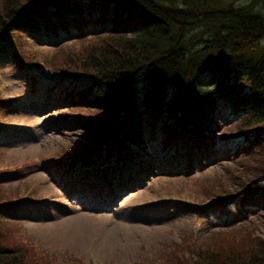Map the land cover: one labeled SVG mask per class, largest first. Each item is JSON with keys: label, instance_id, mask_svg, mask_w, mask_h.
I'll return each instance as SVG.
<instances>
[{"label": "trees", "instance_id": "trees-1", "mask_svg": "<svg viewBox=\"0 0 264 264\" xmlns=\"http://www.w3.org/2000/svg\"><path fill=\"white\" fill-rule=\"evenodd\" d=\"M237 1L0 0V42L17 45L14 64L22 69L31 64L18 45L23 40L18 36L27 28H65L71 23L97 21L115 24L114 29H102L89 38L107 37L102 43L71 59L57 55V64L51 63L62 75L84 83L79 99L71 103L82 109L80 116L94 138L88 142V150H79L74 156L92 153L108 141L105 132L114 118L133 141L141 138L145 123L169 140L213 139L205 132L215 122L221 103L243 115L232 135L247 137L250 144H263L264 0ZM95 12L100 13L98 17ZM139 26L142 30L132 35L126 31ZM3 103L1 98L0 109ZM113 143L128 147L123 140ZM256 179L261 185L252 194H246L249 184L237 193L246 195V205L251 200L264 204V173L250 181ZM245 228L217 231L225 238L192 239L189 235L183 242L171 244L177 247L171 253L173 258L163 254L155 264H264V237ZM237 230L244 233L237 238L230 235ZM34 262L86 264L77 255L57 260L37 251L31 242L23 246L0 228V264H37Z\"/></svg>", "mask_w": 264, "mask_h": 264}, {"label": "rangeland", "instance_id": "rangeland-1", "mask_svg": "<svg viewBox=\"0 0 264 264\" xmlns=\"http://www.w3.org/2000/svg\"><path fill=\"white\" fill-rule=\"evenodd\" d=\"M241 2L238 0L237 4H243ZM97 31L95 28L89 36L93 37L99 33ZM127 32L133 34L131 28ZM77 35L74 31L65 33L62 39L51 37L43 41L33 39L30 43L24 39L18 42L30 62L49 65L42 70L37 68V74L41 75V89L37 94L31 90L34 69L14 67L11 44H5L0 52V95H19L26 99L17 101L15 108L0 112L1 123H14L19 127L0 134V167L7 168L0 171V200L18 196L27 200L12 210H1L2 218L8 220L0 222V228L9 238L23 246L31 242L37 251L57 260L77 255L86 263L155 264L163 254L173 258L171 253L176 252L177 247L171 244L178 243L182 237L189 238L190 232L201 239L225 238L217 231L229 233L243 226L247 227L246 232L264 237V208H249L235 221L232 217L237 216V212L225 211L220 203H203L232 196L229 193L237 194L244 185L257 181L250 180L264 173V145L236 153L238 145L222 139V134L235 132L232 128L243 119L241 114L229 113L228 107H221L216 125L210 124L218 149L223 152L221 155L217 151L211 160L202 156L200 159L204 161L187 166L185 162H161L158 156H162L163 139L158 132L157 140L148 143L149 152L157 155L151 164H143L144 169L139 166L131 188L121 190L114 180L113 190L109 186L100 196L93 194L88 198L90 192L84 190V185L91 182L80 174L79 168L64 173L66 169L56 162L58 157L67 150L70 155L88 150V142L94 137L85 122H78L70 115L73 107L64 98V89L70 81L63 79L51 63L57 64V55L65 54L71 59L81 50H88L87 47H94L107 38L100 36L81 42L73 39ZM58 40L65 43L59 51L56 47L62 42L54 46ZM261 44L264 45V38ZM83 84H78V89ZM145 131L143 139L148 142L147 127ZM85 133L87 138L77 137ZM178 163L182 165L181 171L176 168ZM220 192L225 194L218 196ZM245 220L248 224L237 226ZM242 231L230 235L237 238L244 233Z\"/></svg>", "mask_w": 264, "mask_h": 264}]
</instances>
